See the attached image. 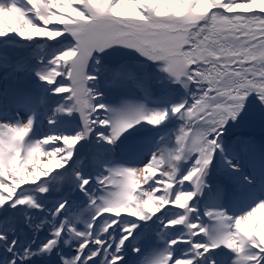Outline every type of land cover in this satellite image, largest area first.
Here are the masks:
<instances>
[{
  "label": "snow or ice",
  "instance_id": "6c2138e0",
  "mask_svg": "<svg viewBox=\"0 0 264 264\" xmlns=\"http://www.w3.org/2000/svg\"><path fill=\"white\" fill-rule=\"evenodd\" d=\"M0 264H264V0H0Z\"/></svg>",
  "mask_w": 264,
  "mask_h": 264
},
{
  "label": "rangeland",
  "instance_id": "374dc122",
  "mask_svg": "<svg viewBox=\"0 0 264 264\" xmlns=\"http://www.w3.org/2000/svg\"><path fill=\"white\" fill-rule=\"evenodd\" d=\"M238 136L242 137H255L257 140L260 139L262 135V130L259 126H244L236 130Z\"/></svg>",
  "mask_w": 264,
  "mask_h": 264
}]
</instances>
